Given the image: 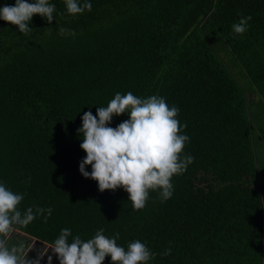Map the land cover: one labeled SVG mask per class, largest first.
<instances>
[{
    "label": "trees",
    "instance_id": "1",
    "mask_svg": "<svg viewBox=\"0 0 264 264\" xmlns=\"http://www.w3.org/2000/svg\"><path fill=\"white\" fill-rule=\"evenodd\" d=\"M49 2L55 18L34 14L29 35L0 19V182L24 196L22 213L52 208L47 223L15 229L50 245L64 228L70 241L119 232L125 249L146 244L148 264H264V0H90L76 16ZM241 16L252 19L236 35ZM236 76L261 107L249 108ZM117 92L178 107L183 154L194 157L171 198L150 192L141 210L123 188L100 192L79 171L81 117Z\"/></svg>",
    "mask_w": 264,
    "mask_h": 264
},
{
    "label": "clouds",
    "instance_id": "2",
    "mask_svg": "<svg viewBox=\"0 0 264 264\" xmlns=\"http://www.w3.org/2000/svg\"><path fill=\"white\" fill-rule=\"evenodd\" d=\"M64 3L72 16L92 11L90 0H84L82 5L79 0H64ZM55 11V4L49 0H33L32 3L15 0L14 5L0 7V19L17 26L21 34L29 35L33 30L29 23L34 14L51 24ZM251 19V16H241L239 22L232 25L233 33L243 35ZM58 34L74 36L75 32L59 27ZM179 111L161 96L142 98L132 92L123 95L117 92L106 107L96 109V115L90 110L84 112L82 126L77 129L82 136L80 147L86 153L79 164L80 173L97 181L100 192L123 188L129 194L133 210L145 207L150 192H157L161 202L167 201L173 195V176L182 175L194 161L191 155L183 154L190 138L181 134L186 125L182 126L177 119ZM125 113L128 119L116 127L108 126L114 116ZM86 165L91 166L90 172ZM23 199L22 194L14 193L0 182V264H40L45 255L29 260L25 258L23 244L7 245V238L17 226L27 227L37 216H42L47 223L52 214V208L39 206L28 207L22 213L18 206ZM70 236V229H61L50 246L59 264H103L108 256L112 264H148L155 256L140 240L128 243L127 249L119 246V232L112 238L104 235V229L87 240L76 235L70 241ZM170 252L169 248L164 255ZM52 258L48 256V264Z\"/></svg>",
    "mask_w": 264,
    "mask_h": 264
},
{
    "label": "crops",
    "instance_id": "3",
    "mask_svg": "<svg viewBox=\"0 0 264 264\" xmlns=\"http://www.w3.org/2000/svg\"><path fill=\"white\" fill-rule=\"evenodd\" d=\"M19 244H23L25 246L26 259L35 260L39 254L45 253V255L40 259V264H48L49 255L53 257L51 264H59V260L50 249V244L15 229L7 238V245L11 247Z\"/></svg>",
    "mask_w": 264,
    "mask_h": 264
},
{
    "label": "rangeland",
    "instance_id": "4",
    "mask_svg": "<svg viewBox=\"0 0 264 264\" xmlns=\"http://www.w3.org/2000/svg\"><path fill=\"white\" fill-rule=\"evenodd\" d=\"M223 57L226 58L224 55H223ZM226 63L228 64L227 61H226ZM230 67H231V65H230ZM231 70H232V67H231ZM241 78H242V80L237 77V79H238L237 81H238L239 85L242 86V89L245 92V95H246V98H247V101H248V104H249V108L253 111V110L256 109V107H261L262 105H261V102H260L261 99L259 98V95L257 96V94L255 92L251 91V89L248 86L249 83L247 82L245 77L241 76ZM244 84H246L247 86H245ZM262 115H260V118H261ZM255 126L257 127L256 128L257 130L253 128L254 129V134L258 135L259 134L258 133V126L257 125H255Z\"/></svg>",
    "mask_w": 264,
    "mask_h": 264
}]
</instances>
